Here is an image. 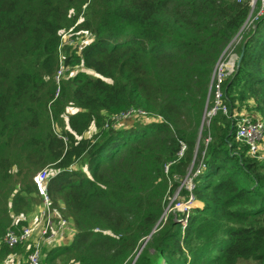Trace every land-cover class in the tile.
<instances>
[{
    "label": "trees",
    "instance_id": "16d2710c",
    "mask_svg": "<svg viewBox=\"0 0 264 264\" xmlns=\"http://www.w3.org/2000/svg\"><path fill=\"white\" fill-rule=\"evenodd\" d=\"M252 1L0 0V236L23 201L13 177L30 194L25 180L49 165V206L72 236L41 264H131L154 226L133 264H264V162L235 137L242 115L264 123L260 0L221 85L227 113L198 139L214 66ZM72 27L90 39L63 51L61 67L81 70L56 92L57 46ZM130 109L146 116L114 126ZM193 157L203 163L192 190L201 206L185 225L162 222Z\"/></svg>",
    "mask_w": 264,
    "mask_h": 264
},
{
    "label": "rangeland",
    "instance_id": "374dc122",
    "mask_svg": "<svg viewBox=\"0 0 264 264\" xmlns=\"http://www.w3.org/2000/svg\"><path fill=\"white\" fill-rule=\"evenodd\" d=\"M89 2H90V0H87V2L83 5V9L85 8V6ZM259 11H260V7H258V15H260V13H261ZM255 12L257 13L256 8H255V1H254V2H251V9L249 12L250 15H249L248 20L246 21V23H244V25L241 27V29L238 31V33L234 36L232 41L225 48V50L222 53L221 60L226 59L225 61H227L230 58H233V57L235 58L236 55L234 54V49H233L234 45L238 42L239 37L242 34V32L246 31L247 27L251 24L252 15L255 14ZM78 20H81L80 16H79ZM72 33H75V35H72ZM89 39H90V37H87V33L85 31L78 30V31L73 32V27L66 30V31L61 32L60 41H59V44L57 46L58 66H57V69L55 71L54 78H53V80L55 82L54 84L56 86V90H55L56 92H57V88L59 90V86H60L62 79L67 78L68 76H71L75 72H78L81 70L80 68H75V67L69 68V69L65 68V67L64 68L61 67L60 62L62 59L63 51L69 47H71V48L74 46L77 47L83 43H86ZM235 59H237V58H235ZM223 60H222V62H223ZM235 68H236V60H235L234 70H235ZM88 75H92V73L90 71H88ZM208 96H210V101H211L212 94L210 93V91L208 92ZM72 111H73L72 106L68 105L65 109V113L62 114V119H65L66 114L71 113ZM132 118H134V116L132 114H130L129 117H123L122 119L118 120L114 126L130 125L133 121ZM208 123H209V119L206 117V112H204L202 115L201 121H200L198 139H203L202 132L208 127ZM93 132H94V127L92 126L88 129V131L84 134V136H90ZM263 148L259 149V152L256 155L257 159L261 162H264V149ZM42 168H45L48 173L50 172V166L49 165H45ZM42 168H40V169H42ZM40 169H36L33 172L32 176L30 177L31 179L28 178L25 180L26 186L31 187L33 189V184H34L33 178H34L35 174ZM15 179H17V178L14 176L13 181L11 180L12 183L10 184V186H12L16 191L17 190L19 191V194L21 196H23V198H22L23 201L20 203V208H18V210L15 212V214L12 213L13 211L11 212L12 209L9 207L12 223H11V227L6 229V231L0 236V244L1 243L4 244V237L9 232H12V231L16 232L15 230H19L22 227L32 228V233H31L30 238L26 242L19 244L17 246H14L12 248H8L7 253L4 255L0 254V264H25L27 255L33 249V245L36 242V240L39 238L42 229L46 225V222H48L47 234H50V232H53L54 230H56V227L58 226L57 224L59 223V221L61 219H63V218L57 219L56 213L49 206V201H48V211L45 210L42 197L37 191H35V192L33 191L30 194L20 192L22 187H20L18 184H16L14 182ZM18 181H19V179L17 180V182ZM184 191L185 190L183 188H181L178 192L176 191L177 193H174L170 197V199L168 200V203L164 207V214H163V217L161 219L162 222L165 221L169 215L173 220H177L178 222L180 221V223L182 225H185V220L183 219L184 213L182 212V210H179L180 208L174 207V204L177 201H179L182 204H186L188 198H183L182 193ZM199 206H201V205L197 204L196 200H195V202L191 203L189 209L187 210L188 215L190 214L191 210L194 207H199ZM0 207H1V203H0ZM47 216H48V218H47ZM66 224L70 228V225L67 221H66ZM65 236H66V234H63L62 238H64ZM58 241L59 240H57V239H55L53 241H48V242H46V241L42 242V240H41V242H42L41 254L45 253L50 247H52L54 244L58 243ZM146 242L141 247V250L145 246ZM238 264H259V263L255 262V261H247L246 260V261H240Z\"/></svg>",
    "mask_w": 264,
    "mask_h": 264
},
{
    "label": "built area",
    "instance_id": "2783aa9c",
    "mask_svg": "<svg viewBox=\"0 0 264 264\" xmlns=\"http://www.w3.org/2000/svg\"><path fill=\"white\" fill-rule=\"evenodd\" d=\"M263 11H264V0H260V11L259 12L262 13ZM235 58L234 57L230 58L227 61H225L226 59L224 60L222 59L223 60L222 62L221 57H220L214 66V69H213V72L210 78V85H209V91L212 94V99H211L212 105L206 112V117L208 119L211 116L215 115L217 112H222L223 114L227 113V106L224 104L223 99H222L223 94H222L221 85H222L223 80L230 73L234 71L235 60H236ZM130 114H132L133 116H144V117L146 116V112L142 110L130 109L125 113H121L118 116H115L114 117L115 122L122 119L123 117H129ZM154 118L158 119L159 117H154ZM235 137L238 141L244 143L247 146L248 153L251 156H256L261 142L264 141V123L259 119H253L249 115H242L236 123ZM209 139H210L209 137L205 138L204 144H207ZM184 149H185V146L181 144V148L179 149L178 156L182 155V153L184 152ZM194 159L195 157H193L192 162L186 174L183 176L182 179L178 181L179 186L174 192V193H177L181 188H183L185 191L182 193V196L183 198H188L186 204H182L179 201H177L174 204L175 208L177 207L180 208L179 210H182V212L184 213L183 219L185 220V223L188 217L187 210L189 209L190 204L195 202V199L192 195V190L194 188V178L197 176V174L200 173L203 167L202 157L196 166L193 165ZM164 170L165 172H167V166H165ZM47 176H48V172L46 171L45 168H42L35 174L33 178L35 188L42 197V200L44 202L43 203L44 208L46 211H48V198L45 193V184L47 181ZM47 225H48V222H46V225L42 229L39 238L34 243L33 249L27 255L25 264H41L40 263V257H41L40 252H41L42 242L53 241L57 239L58 237H60L64 232L70 231V228L67 226L65 219H61L59 223L57 224L58 226L56 227V230H54L53 232H50V234H47ZM31 233H32V228L22 227L17 232H13V231L9 232L4 237V243L7 247L12 248L16 245L26 242L30 238Z\"/></svg>",
    "mask_w": 264,
    "mask_h": 264
},
{
    "label": "crops",
    "instance_id": "0c3cea01",
    "mask_svg": "<svg viewBox=\"0 0 264 264\" xmlns=\"http://www.w3.org/2000/svg\"><path fill=\"white\" fill-rule=\"evenodd\" d=\"M262 147H264V144H263V146H261V148ZM196 203L201 205V203H199L198 201H196ZM63 234H66V236L64 238H62ZM63 234L57 238V240H59V241L56 244H63V243H67L70 241L71 236H72L71 228H70V231H68V232L66 231Z\"/></svg>",
    "mask_w": 264,
    "mask_h": 264
},
{
    "label": "water",
    "instance_id": "95a60500",
    "mask_svg": "<svg viewBox=\"0 0 264 264\" xmlns=\"http://www.w3.org/2000/svg\"><path fill=\"white\" fill-rule=\"evenodd\" d=\"M254 1H255V0H254ZM254 1H253V2H254ZM238 61H239V57H237V59H236V66L238 65ZM156 225H157V224H156ZM155 228H156V226H154V228L151 230V232H150V234L148 235V237L143 241L141 247H142L143 244L148 240V238L150 237V235L154 232ZM141 247H140V249L138 250V252H137L135 258L133 259V261L131 262V264L134 263V261H135L137 255L139 254V252H140V250H141Z\"/></svg>",
    "mask_w": 264,
    "mask_h": 264
}]
</instances>
